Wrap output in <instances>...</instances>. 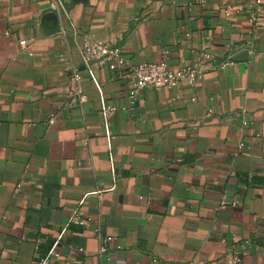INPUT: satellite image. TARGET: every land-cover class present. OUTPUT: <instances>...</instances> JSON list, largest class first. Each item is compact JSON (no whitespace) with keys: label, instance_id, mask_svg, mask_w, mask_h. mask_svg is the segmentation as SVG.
Wrapping results in <instances>:
<instances>
[{"label":"crops","instance_id":"1","mask_svg":"<svg viewBox=\"0 0 264 264\" xmlns=\"http://www.w3.org/2000/svg\"><path fill=\"white\" fill-rule=\"evenodd\" d=\"M252 1L70 0L46 34L48 0H0V264H264ZM229 4L245 17L224 16ZM88 37L135 64L214 59L193 84L132 100L126 73L83 61Z\"/></svg>","mask_w":264,"mask_h":264},{"label":"built area","instance_id":"2","mask_svg":"<svg viewBox=\"0 0 264 264\" xmlns=\"http://www.w3.org/2000/svg\"><path fill=\"white\" fill-rule=\"evenodd\" d=\"M70 0H48L49 9L51 12L57 14L59 18H63L67 15L66 5ZM204 0H200L203 2ZM254 10L246 16L247 20L251 22L254 28H258L263 24V0L252 1ZM222 12L226 17L243 16L245 13L242 8L229 4L222 8ZM22 46H25L26 41L20 42ZM166 53V52H165ZM82 59L86 64L98 63L106 66L111 72L115 74L126 73L130 78V98L136 99L137 96L146 89H178L185 84H193L196 80L205 73L207 66L213 61L214 56L209 51L196 52L192 59H181L178 67L173 68L167 58H163L159 62H146L135 64L127 57L123 50L111 43H102L94 40L92 37H88L85 41L82 50ZM81 76L75 72L72 81L78 82ZM72 101L82 103L86 97L80 88H76L72 91ZM114 106H108L105 109L106 116H110L114 112ZM54 119L51 118L50 123H53ZM247 125V122H244ZM239 148L245 146V142L239 143ZM77 223H82L79 218H74ZM59 254L52 252L48 257L41 258L39 264H64L58 260ZM240 262L239 256H231L229 264H238Z\"/></svg>","mask_w":264,"mask_h":264},{"label":"water","instance_id":"3","mask_svg":"<svg viewBox=\"0 0 264 264\" xmlns=\"http://www.w3.org/2000/svg\"><path fill=\"white\" fill-rule=\"evenodd\" d=\"M42 28L44 29L46 34L58 33L61 30V26H60L59 17L57 16V14L54 12L46 14L42 18ZM220 63L221 62H218V64Z\"/></svg>","mask_w":264,"mask_h":264}]
</instances>
